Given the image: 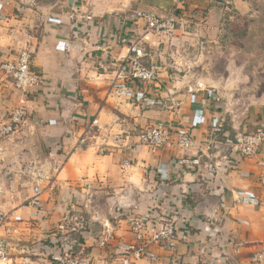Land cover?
I'll use <instances>...</instances> for the list:
<instances>
[{
  "label": "crops",
  "instance_id": "0c3cea01",
  "mask_svg": "<svg viewBox=\"0 0 264 264\" xmlns=\"http://www.w3.org/2000/svg\"><path fill=\"white\" fill-rule=\"evenodd\" d=\"M176 1L55 0L40 13L13 14L11 2L0 0V64L28 50L33 70L44 79L26 103L28 123L0 139V211L22 217L7 237L10 264L36 262L30 244L48 236L50 221L72 211L88 222L75 254L78 264H253L252 254L264 250V144L255 156L232 160L225 143L264 128V77L248 72L247 47L237 43L245 33L239 26L243 16L228 17L227 46L220 50L225 77H204L205 90H175L158 75L155 84L131 85L128 97L114 95L128 84L118 75L128 43L142 33L138 14L166 15L175 8L179 18L210 4ZM224 3L238 10L239 0ZM243 101L244 110L237 106ZM17 105L18 94L0 76V123ZM94 119L95 138L78 146ZM157 121L191 130L202 152L192 150L186 159L198 156L199 167L180 164L177 150L151 153L134 144L133 135ZM41 162L43 174L34 173L32 165ZM36 175L47 187L40 211L27 207ZM139 215L154 217L158 227L163 216L172 221L177 229L171 244L153 241L146 228L136 233L128 218ZM184 227L190 235L181 241ZM140 245L154 259H135L131 248Z\"/></svg>",
  "mask_w": 264,
  "mask_h": 264
},
{
  "label": "built area",
  "instance_id": "2783aa9c",
  "mask_svg": "<svg viewBox=\"0 0 264 264\" xmlns=\"http://www.w3.org/2000/svg\"><path fill=\"white\" fill-rule=\"evenodd\" d=\"M179 1L177 0L176 3L178 4ZM137 17L143 23L142 33L128 43L127 54L122 59L123 66L119 68L121 75H118L124 83L128 84L122 85L114 91L116 97H128L132 92L131 85H150L158 82V69L152 62V49L161 40L173 34L178 21L175 8L166 15L148 12L140 13ZM0 76L18 94V105L9 112L7 119L0 123V139L7 140L19 133L28 123L30 114L26 103L28 98L44 84V79L33 70L32 53L28 50H19L15 55L8 56L0 64ZM97 129V120L94 119L79 137L77 145L87 147L91 139L95 138ZM220 129V125L212 128L205 146L212 144V137L219 133ZM133 137L136 146H144L151 153L177 150L183 155L179 161L180 164L190 163L194 167L200 166L198 156L190 161L186 159L192 150L201 153L202 145L194 144L191 130L182 124L175 125L173 122L157 121L140 128ZM225 143L231 152L232 160H236L237 157H253L260 146L264 144V128L247 134L238 133L233 139H227ZM204 157L207 158V156ZM206 168L209 169V167ZM42 181L43 178L38 177L31 188V197L27 200V207L31 210L39 211L41 209L42 188L40 183ZM153 221H155L154 217L151 218L148 215L128 218V223L136 233L146 228L153 241H165L171 244L177 229L174 223L167 221L164 216L161 217L160 227L156 226ZM21 222L20 215L0 211V230L2 229L4 233L0 238V264H10L7 237L16 232L14 225ZM87 229L88 222L82 212L72 211L62 215L61 219L49 230L48 236L44 240L30 244L29 251L39 258L30 264H78L75 254L82 248L81 239L85 236ZM189 235L190 232L184 227L179 234V239L186 241ZM137 239L140 240L141 236H138ZM131 249H133L135 259H154V255L147 250L146 246H133ZM250 262L264 264V250L254 252L250 257ZM123 264H129V262L124 261Z\"/></svg>",
  "mask_w": 264,
  "mask_h": 264
},
{
  "label": "rangeland",
  "instance_id": "374dc122",
  "mask_svg": "<svg viewBox=\"0 0 264 264\" xmlns=\"http://www.w3.org/2000/svg\"><path fill=\"white\" fill-rule=\"evenodd\" d=\"M9 1L11 2V12L18 14L17 10L25 13L29 11L40 13L43 7L50 5L55 0ZM205 1L207 0H201V4ZM224 1L210 0L206 10H201L198 15L185 13V15L179 16L173 34L153 47L152 62L158 69L159 78L165 80V84L169 87L174 86L175 90L180 91H188L189 88L205 90L207 84L203 80L204 77H212L213 79L225 77L223 74L224 55L221 57L220 50L221 47L227 46L223 36L226 35L225 30L228 28V17L233 16V13L243 16L239 26L245 33L239 37L237 43L247 47V54L249 55L246 57L250 58L248 72H254L256 79L264 77V54L257 53L258 50L264 51V0H239L238 10L234 9V4L226 5ZM251 14L254 17L249 19L248 15ZM230 42L235 43L232 40ZM251 51L254 52L252 57H250ZM214 81L218 82L219 80ZM249 81L245 80L246 84ZM260 82L263 84L262 89H264V80H260ZM237 106L244 110L248 106V102L243 101ZM42 152L43 155H47L45 148L42 149ZM43 164L44 162L37 163L36 166L32 165L33 172L43 174ZM36 176L39 177V175ZM40 187L45 191L46 183H40ZM60 219L61 217L58 216L50 221L49 227L45 230L52 228ZM10 256L12 255L9 254Z\"/></svg>",
  "mask_w": 264,
  "mask_h": 264
}]
</instances>
